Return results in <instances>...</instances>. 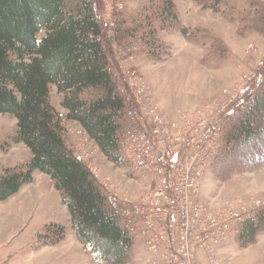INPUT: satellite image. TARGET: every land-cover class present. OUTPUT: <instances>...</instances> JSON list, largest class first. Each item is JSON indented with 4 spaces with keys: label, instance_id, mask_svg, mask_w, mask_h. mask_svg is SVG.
I'll list each match as a JSON object with an SVG mask.
<instances>
[{
    "label": "rangeland",
    "instance_id": "rangeland-1",
    "mask_svg": "<svg viewBox=\"0 0 264 264\" xmlns=\"http://www.w3.org/2000/svg\"><path fill=\"white\" fill-rule=\"evenodd\" d=\"M95 3L114 79L123 92L130 91L124 79H131V73L146 81L166 117L176 118L181 110L197 114L209 106L228 105L230 111L217 116L225 124L264 83V0ZM167 7L176 17L167 16ZM61 99L53 87L52 103L66 117ZM255 119L260 133L239 144L223 145L214 166H208L200 180L198 193L210 212L241 202L251 206L256 200L264 207V110ZM63 123L69 146L75 153H86L85 164L100 179L111 178L113 192L136 197L153 186L154 176L114 165L87 134L79 133L78 123L67 118ZM17 128L13 115L0 113V171L25 166L32 158L29 148L14 141ZM53 223L66 228L64 239L55 245L49 243L54 236L47 228ZM221 253L226 264H264V228L246 244L234 235ZM131 261L163 264L141 237L134 241ZM0 264L111 263L97 262L84 247L52 179L36 171L31 183L0 201Z\"/></svg>",
    "mask_w": 264,
    "mask_h": 264
},
{
    "label": "trees",
    "instance_id": "trees-1",
    "mask_svg": "<svg viewBox=\"0 0 264 264\" xmlns=\"http://www.w3.org/2000/svg\"><path fill=\"white\" fill-rule=\"evenodd\" d=\"M165 12L176 17L170 7ZM103 32L95 0H0V113L17 119L14 141L32 153L25 166L0 171V201L31 183L36 171L46 174L93 258L132 264L135 239L126 217L110 205L108 191L88 165L77 159L63 123L64 118L78 123L114 165L131 167L122 140L130 127L132 93L123 92L114 79ZM53 87L62 96L64 118L52 103ZM259 110H264V83L223 125L219 150L256 137ZM47 228L54 236L50 244L64 239V225ZM262 228L264 207L240 225L235 239L249 243Z\"/></svg>",
    "mask_w": 264,
    "mask_h": 264
},
{
    "label": "built area",
    "instance_id": "built-area-1",
    "mask_svg": "<svg viewBox=\"0 0 264 264\" xmlns=\"http://www.w3.org/2000/svg\"><path fill=\"white\" fill-rule=\"evenodd\" d=\"M132 74L131 79H124L132 93L128 108L132 125L124 133L122 149L130 166L154 176L155 183L136 197H125L112 191L110 177L100 179L86 165L108 191L110 205L126 217L134 239L146 240L163 264H226L221 249L262 206L256 200L251 206L241 202L210 212L198 193L200 180L220 148L225 119L220 122L217 116L230 109L228 105L209 106L203 113L181 110L176 118L166 117L148 83ZM85 154L75 153L84 163Z\"/></svg>",
    "mask_w": 264,
    "mask_h": 264
}]
</instances>
